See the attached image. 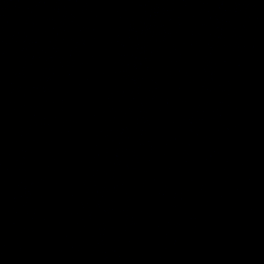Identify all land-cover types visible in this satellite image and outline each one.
<instances>
[{"label":"water","instance_id":"obj_1","mask_svg":"<svg viewBox=\"0 0 264 264\" xmlns=\"http://www.w3.org/2000/svg\"><path fill=\"white\" fill-rule=\"evenodd\" d=\"M0 264H264V0H0Z\"/></svg>","mask_w":264,"mask_h":264}]
</instances>
